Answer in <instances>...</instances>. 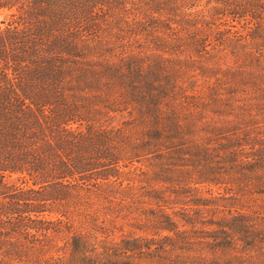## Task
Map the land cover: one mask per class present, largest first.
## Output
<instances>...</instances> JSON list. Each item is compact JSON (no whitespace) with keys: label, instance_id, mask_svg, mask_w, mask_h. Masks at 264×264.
<instances>
[{"label":"trees","instance_id":"obj_1","mask_svg":"<svg viewBox=\"0 0 264 264\" xmlns=\"http://www.w3.org/2000/svg\"><path fill=\"white\" fill-rule=\"evenodd\" d=\"M135 2L141 17L131 23ZM262 24L264 0H0V264H41L45 252L59 264H140L149 247L118 214L132 186L169 183L183 162L213 174L198 125L206 109H224L192 108L216 85L208 54L239 67L228 94L253 91L235 125L217 129L237 135L218 150L237 182L263 195ZM125 35H148L153 53L113 61ZM195 72L207 81L197 86Z\"/></svg>","mask_w":264,"mask_h":264},{"label":"rangeland","instance_id":"obj_2","mask_svg":"<svg viewBox=\"0 0 264 264\" xmlns=\"http://www.w3.org/2000/svg\"><path fill=\"white\" fill-rule=\"evenodd\" d=\"M140 7L139 2L127 6L128 21L134 23L140 20ZM261 28L264 29V24ZM111 29L110 33L102 36L104 39L112 40V31L116 28L114 26ZM169 34L177 40L186 38L177 31ZM114 40L112 43L114 53L110 56L113 61L120 57L149 55L154 51L148 35H125L122 40ZM261 56L264 65V53H261ZM205 58L210 59L202 61H205L204 66L207 69L212 70L211 77L216 78L213 81L216 85L212 89L210 84L205 85L204 96L193 97V100L197 99L200 104L192 108L201 109L205 105L210 107L214 105L220 110L224 109L221 115H214L206 109L198 125L200 133L196 140L201 143L211 141L207 150L211 155L213 174H209L210 171L203 163L183 162L182 164L187 166L175 168L173 170L175 177L170 179L169 183L161 184L145 179V184L132 186L128 195L123 198L125 203L121 202L123 204L118 214L124 218L121 222L122 230L134 231L145 239L144 244L149 247L148 252H144L145 257L140 264H264V209H262L264 194L256 195L252 187L245 189L244 185L237 182L236 174L230 170L228 172L225 164H221V159L228 153L218 150L223 139L237 135H228L226 131L217 129L226 123L235 125L238 119H234V115L244 113L241 109L254 101L253 91L242 86L233 89V94H228L227 78L239 67L230 62L225 67L226 63L218 59L220 56L211 59L208 54ZM187 67L190 72L191 67ZM253 72L255 75L258 74L256 71ZM199 74L200 72L190 74V77H193L192 82L197 86L202 80ZM202 81L205 82L207 79ZM210 89L214 90V95H210ZM226 103L233 106L229 115L226 114L229 110L224 108ZM237 152L244 154L250 151L248 147L243 146ZM182 158L185 161L186 158ZM149 166L145 164L144 170L148 168L149 171L151 168ZM147 174L149 173H144L143 177ZM165 216L174 222V233L162 229H165L162 226ZM74 221L76 220L72 223ZM155 222L161 226L154 228L151 223ZM73 225L74 228L81 229L77 224ZM116 237L118 238L119 234ZM169 240L172 241L171 245L174 243L173 247L168 246ZM57 245L63 249L61 242H57ZM46 250L49 251V248L44 249ZM148 253L151 254L147 256ZM42 257L41 264L60 262L59 258L48 260L46 252Z\"/></svg>","mask_w":264,"mask_h":264}]
</instances>
